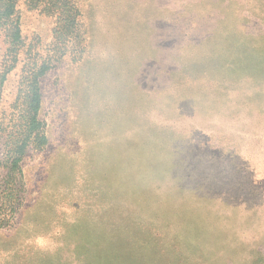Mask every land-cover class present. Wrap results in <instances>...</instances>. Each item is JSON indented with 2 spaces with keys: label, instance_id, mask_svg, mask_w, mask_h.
I'll return each instance as SVG.
<instances>
[{
  "label": "rangeland",
  "instance_id": "rangeland-1",
  "mask_svg": "<svg viewBox=\"0 0 264 264\" xmlns=\"http://www.w3.org/2000/svg\"><path fill=\"white\" fill-rule=\"evenodd\" d=\"M15 6L0 264H264V0ZM41 69L46 141L11 168Z\"/></svg>",
  "mask_w": 264,
  "mask_h": 264
},
{
  "label": "trees",
  "instance_id": "trees-1",
  "mask_svg": "<svg viewBox=\"0 0 264 264\" xmlns=\"http://www.w3.org/2000/svg\"><path fill=\"white\" fill-rule=\"evenodd\" d=\"M16 0H0V22L7 20L10 17H14L16 14ZM15 18V17H14ZM17 30V24H15ZM17 32V31H16ZM43 73V69L40 72L34 73L29 76L27 82V94L24 121V132L19 145L12 147L9 152L11 153V168L17 166V162L24 152V147L28 140H31L35 145L41 146L45 143L46 137L43 133L42 124L38 119V110L41 104V91L38 81V75Z\"/></svg>",
  "mask_w": 264,
  "mask_h": 264
}]
</instances>
